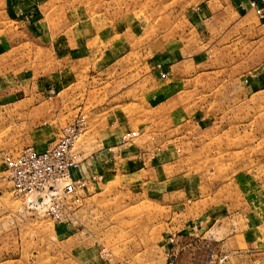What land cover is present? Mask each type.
<instances>
[{"label": "rangeland", "instance_id": "1", "mask_svg": "<svg viewBox=\"0 0 264 264\" xmlns=\"http://www.w3.org/2000/svg\"><path fill=\"white\" fill-rule=\"evenodd\" d=\"M180 1L0 0V95L26 100L0 105V264H166L168 240L189 227L204 244L194 264H264V58L257 49L251 66L192 43L175 50L186 57L171 60L170 83L150 62L167 47L152 42L179 31ZM81 114L84 153L111 144L110 127L137 131L122 140L138 157L102 178L82 172L57 220L13 192L3 157L41 127L57 142ZM135 157L142 175H131Z\"/></svg>", "mask_w": 264, "mask_h": 264}, {"label": "crops", "instance_id": "2", "mask_svg": "<svg viewBox=\"0 0 264 264\" xmlns=\"http://www.w3.org/2000/svg\"><path fill=\"white\" fill-rule=\"evenodd\" d=\"M251 1H256L257 7L261 8L264 12V0L180 1V7L183 8V15L180 21L181 23H174V27L179 31L175 29V32L177 33L171 39H167L165 41L161 39L160 35L158 36V38L153 39V44H165L168 51V54H166L167 51L163 50V48L155 51L156 53L154 54H156L157 57H155L154 59L151 58L152 60L150 61L151 66L154 68V72H167L168 78L172 81L170 83H174V81L178 79V66L181 62H173L171 60H174L175 58L178 60L179 58L186 57L184 54H178V52H175V50H177L178 48L180 50L182 49L183 53L186 51H192L193 48L190 49V47H187V45H192V43L196 45L194 49H198L200 51L206 50L208 52L216 51L220 53L228 50H230L231 52L236 51L237 53H239L237 54V57L252 60L251 66H253V57H255L254 52L257 49H259L260 53L262 54V58H264V17L260 16L256 7L250 6ZM8 3L9 4H7L6 8L14 12L16 4L9 1ZM19 13L22 14L23 9H20ZM93 23H96V25H98L96 21ZM105 28H110V24L104 25V29L102 30L103 34H105L107 30ZM109 31L110 30H108V32ZM91 36H94L95 38L94 34H92ZM121 41L126 40L124 38V40ZM236 45L238 47L245 45L246 48L236 50ZM122 46H124V44H122ZM118 49L120 50V45L118 46ZM163 51L165 52L164 56L161 55ZM94 53L95 52L93 49L86 51L85 58L93 59ZM121 53H119L118 56L123 55ZM164 57H166L167 59ZM0 89H2V86H0ZM172 90H175V88H172ZM16 95L17 94H13L10 98L7 96L5 98H2L3 95H0V105L9 106L15 104L16 100L18 102L23 100V102L26 103L25 98L18 99ZM163 103L164 102H162V104ZM109 124H111V122H109ZM88 129L89 124L87 126L86 132L88 131ZM106 130L107 131L104 132L102 140H106V142L109 143L113 141L111 144L106 145V149L100 148L98 150H92V152H89L87 154L84 153V151L81 150L79 146V149L84 154V160L80 165V169L76 170L75 172L76 177H79L82 172H84L85 174L86 172H88V170H90L91 173H93L92 176H95V178H102V175L105 174V177L107 172H111L112 170H122L127 165L125 158L132 160L134 156L138 157V153L137 150H135V147L134 151L132 152L128 150L129 147L127 146V144L123 143V132L118 134L114 133L113 129H111L110 127H108ZM45 137L46 127H41L34 131L32 137L29 138H31L30 140H32L31 144H34L32 146H34L38 150H43L51 145L47 144ZM113 150H115L117 154L120 153V156H116L115 160L118 158V160L121 159V161L119 160V162H116L117 160H111V157L113 156L111 151ZM146 153L148 152L146 151L145 155ZM130 164L131 163H129L126 167L130 166ZM144 164V162L137 161L136 159V168H132L135 170L131 175H142L147 167H145ZM201 232L202 230H199L198 227L194 229L189 227L184 232L172 235L165 247L164 253L166 254V258H168L169 255H174L176 264H194V262H200L201 252L204 244L199 239L195 243H191V241H193V237L200 236Z\"/></svg>", "mask_w": 264, "mask_h": 264}, {"label": "built area", "instance_id": "3", "mask_svg": "<svg viewBox=\"0 0 264 264\" xmlns=\"http://www.w3.org/2000/svg\"><path fill=\"white\" fill-rule=\"evenodd\" d=\"M250 6L256 7L260 16L264 17L256 1H251ZM87 126V118L81 114L65 126L57 142L46 149L26 146L19 152L5 154L3 163L13 192L27 196L38 205H44L57 220L67 217L69 211L66 200L72 198L78 188L87 182L86 176H75L84 160L78 144ZM137 134V131H132L127 136L135 137ZM127 136L123 135V139H128ZM166 264H176L175 256L169 255Z\"/></svg>", "mask_w": 264, "mask_h": 264}]
</instances>
